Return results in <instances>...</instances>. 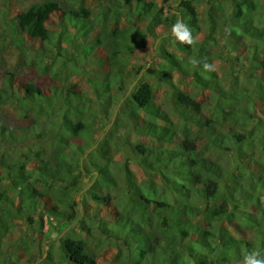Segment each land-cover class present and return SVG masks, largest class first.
<instances>
[{"label":"trees","instance_id":"1","mask_svg":"<svg viewBox=\"0 0 264 264\" xmlns=\"http://www.w3.org/2000/svg\"><path fill=\"white\" fill-rule=\"evenodd\" d=\"M177 2V13L169 8L167 16L163 6L156 7L151 0H114L113 5L121 12L144 17L148 26H152L148 28L151 33L161 22L165 25L183 22L190 32L195 31L198 17L193 0ZM209 7L213 10L207 13L210 33L217 25L223 37L242 42L235 40L244 50L234 58L251 64L254 69L248 74L264 91V0H211ZM52 15L58 16L66 27L71 25L82 38L91 34V40L83 46L85 57L101 42L93 34L92 23H88V8H67L57 0L37 2L20 11L14 29L29 38L48 41L54 33L47 26ZM136 31L112 26L111 44L102 55L107 66L102 81L97 77H89V81L100 101L115 97L111 88L121 92L115 101L118 116L114 124L120 118L126 119L127 128L151 134L153 142L123 143L118 137L114 140L109 130L100 142L92 139L89 135L92 121L81 117L89 98L81 91L66 89L63 98L56 101L52 95L42 94L34 83L15 85L11 78L0 89V103L10 100L53 117L50 129L34 130L36 137L46 138L50 144L49 148L35 150L37 177L32 171L25 174L24 161L5 157V152L0 151V264H243L244 254L251 252L264 259V233L254 239H240L229 230L235 216L249 230L264 222L263 155L255 156L244 149L254 133L244 129L229 134L218 132L211 117L199 116L202 114L199 101L172 87V101L182 108L181 114H185L183 109L197 114L190 118L186 113L184 119L193 120L192 124L205 136L206 146L218 151L233 150L232 168H222L219 161L204 155L208 147L198 148V138L191 135L188 123L182 128L163 124L169 121L168 115L155 104V87L144 78L173 85L170 71L180 72L184 63L164 48V43L172 41L180 51L192 56L194 80L200 88L209 89L216 101L238 110L230 102L246 100L247 105L239 108L240 116L246 122L254 120L263 137L264 97H259L254 105L250 89H225L212 70L204 69V64H210L209 58L197 55L205 50V44L199 45L197 41L187 44L176 40L172 33L159 36L157 54L165 66L137 65L132 75L129 65L134 48L130 42L135 41ZM213 38L209 34L208 41H214ZM235 42L231 48H236ZM223 107L218 105L217 112H225ZM255 109L262 119L254 117ZM17 138L12 127L0 121V145L15 143ZM159 140L163 142L156 144ZM171 142L178 143L177 148L168 147ZM123 145L129 155L115 160L114 153ZM131 162L141 167L145 180L152 184L144 186L137 181ZM93 171H97L93 185L86 189L79 187L80 176ZM152 174L160 182L153 181ZM256 180L260 181L259 189ZM38 181L42 185L38 186ZM159 183L165 188L160 189ZM120 185L124 186V198L130 204L112 200L111 192ZM98 188H105L106 192H97ZM72 190L82 191L83 203L71 196ZM196 201H201L202 207ZM249 203L260 208L259 214L247 209ZM198 217L203 218L204 227L193 223ZM52 220L61 226L71 225L79 233L56 229L55 234ZM16 224L21 233L11 240L7 234ZM32 245L37 247L38 255L36 251L30 252Z\"/></svg>","mask_w":264,"mask_h":264},{"label":"rangeland","instance_id":"2","mask_svg":"<svg viewBox=\"0 0 264 264\" xmlns=\"http://www.w3.org/2000/svg\"><path fill=\"white\" fill-rule=\"evenodd\" d=\"M44 0H0V89L7 86L9 78L16 83H34L40 90L42 94L52 95L56 101L63 98V94L66 89L70 91H81L89 101H85L86 112L82 114L83 119L92 121L91 127V138L98 139L100 142L101 138L105 133L110 131L111 135H114V140L117 139L120 142L132 143L145 141L146 143L153 142L151 134H141L133 129H129L125 126L127 121L118 119L116 125L114 122L117 119V105L115 104L116 97L121 96V92H116L115 88H111V95L115 96L110 101H100L95 97L93 86L89 81V77H97L102 81L106 70V62L102 58L104 52H107L110 42V33L112 26L117 25L120 29L129 28L136 29L134 34L135 41L130 43L133 45V53L130 59V72L134 74L133 68L137 65H143L145 68H162L165 66L164 60L157 54V47L160 41L159 36L165 33H172V27L174 24L165 25L164 23H159L155 28V32L151 33L148 31L152 26H148V20L144 17H139L136 14H127L126 12H121L119 9H114V0H57L60 1L63 6L72 9H78L80 7H86L90 10V16L88 18V23H92L93 34L101 39V42L95 46V49L89 56L85 57L83 55V46H85L88 41L91 40V34L82 38L79 36L78 31L72 30V26L66 27L65 24L59 20L58 16L52 15L47 26L54 31L52 33V38L50 40H40L32 39L24 34L18 33L15 29L16 15L29 7L31 4L42 2ZM154 2L156 7L163 6L164 16L169 15L168 9L172 8L174 13L176 12L175 6L178 5L177 0H151ZM166 1V2H164ZM211 0H193L192 4L197 12L198 17V28L190 32L193 41H197L205 44V50L197 53L198 56L204 55L209 58V63L213 66V73L215 78L220 81L222 86L227 90H241L250 89V96H252V101L254 105L258 103L259 97H264V91L262 90L261 84H255L254 77L250 76L248 71H252L251 64L246 60L244 62L237 61L234 55L238 52L241 53L244 49L237 45L240 42L239 39L234 37H223V33L219 31L217 25L213 27V31L210 33V27L208 22V11L210 9ZM119 12H116V11ZM220 13V11H219ZM218 16L214 18L217 20ZM77 24V23H76ZM231 34V32H229ZM209 34H212L214 41H208ZM173 37H175L172 34ZM58 38V39H56ZM178 40L177 38H175ZM58 40V41H56ZM245 44L247 45L248 42ZM179 41V40H178ZM235 42L236 48H231V45ZM242 44V42H240ZM164 48L177 55L179 58L183 59L181 66L183 67L180 72L172 70L171 79L173 85H167L158 82L155 78L145 77L147 80L155 87V104H158L162 110H164L169 118L168 122H164V125H169L173 127L182 128L184 124H189L191 129V135L198 138L197 145L199 149H203L206 146L205 136H201V131L192 121L184 119L186 113L187 117H196L193 111L184 110L185 114H181V107L174 105L172 101L171 90L172 87L183 90L185 93L191 95L195 100L199 101L201 104L202 114L200 117H211L212 120L216 122L218 132L223 134H229L231 131H242L248 130L251 134L250 144H244V149L247 153H251L255 156H260L261 154L264 160V137L262 132L258 130L254 120L246 122L239 112V108L244 107L246 104L245 99L239 98L230 102V106L234 105L236 109H230L228 103L218 102L211 94L209 89L200 88L192 76L193 65L190 63L192 56L188 53L180 51L176 44L172 41H168L163 44ZM239 47V49L237 48ZM246 48V46H244ZM235 49V51L233 50ZM201 60V57H198ZM170 69V68H169ZM129 68H127L126 73H128ZM8 72L13 73L12 76ZM125 73V75H126ZM260 75L261 73L258 72ZM55 95V96H54ZM241 95H243L241 93ZM98 100V102H97ZM121 100V99H120ZM57 106H61L57 103ZM89 104V106H88ZM66 105V104H64ZM218 105H222L225 108V112H217ZM232 110V111H230ZM254 111V117L258 118L260 115L258 110ZM51 120L53 117H49L46 114H38L35 108L25 109L21 106V103L13 102L7 100L0 103V121L6 122L13 129V133L17 135V140L12 144L0 145V151L5 152V157L13 158L17 161L22 160L26 166L27 174L32 171L33 176L37 177L36 170V158L35 150L41 148H49L50 144L46 138L40 139L35 136L34 130L39 129H50ZM143 121L142 119L140 122ZM124 122V123H123ZM264 122V121H263ZM253 123V124H252ZM180 131V130H179ZM256 131V132H255ZM182 135V134H181ZM74 140H77L74 137ZM179 141V139H178ZM163 141L159 140L156 144H160ZM168 147L177 148L178 143H168ZM125 147V148H124ZM112 148V146H111ZM110 148V149H111ZM233 150H223L218 151L213 148H206L205 156L210 157L213 160L220 162L222 168H232L233 166V155L231 154ZM240 149L238 150L239 153ZM237 153V152H236ZM129 151L126 149V145H123L118 152L114 153L115 160H123ZM76 158V155H75ZM78 158V157H77ZM131 169L134 172L137 181L144 186H149L151 182L145 180V174L141 167L135 162H131ZM97 171L84 172L80 176L81 183L79 187L88 188L93 185L95 180L94 176ZM152 180L158 181V178L152 174ZM258 179V178H256ZM257 189L259 187L260 181L256 180ZM38 186L42 185V181L36 183ZM159 188H165L163 184L159 183ZM102 190V191H101ZM125 188L123 185L117 186L115 191L111 192L112 200L114 202H125L130 204L128 198H124ZM97 192L105 193V188H98ZM11 193V192H10ZM13 194V193H11ZM71 196L74 197L79 203H83L85 197L82 196V191L75 192L72 190ZM220 201L215 202L216 205ZM196 203L202 207L203 203L201 201H196ZM209 205V203H207ZM247 209L252 213L259 214L260 208L254 204H247ZM260 221V220H259ZM54 225V231H62L63 233H70L75 231L79 233L75 227L69 225L68 227L61 226L56 220H52ZM193 223L204 227V220L202 217H198L193 220ZM260 226L257 225L254 229L249 230L240 221H238L237 216H235L234 222L229 224V230L235 237L243 239H254L257 234L264 233V222L263 220L259 222ZM47 224L43 228L45 230ZM68 230L70 232H68ZM58 231L55 234H58ZM21 233V227L18 224L7 234L9 239L14 240ZM79 235V234H78ZM47 249V245L44 246ZM37 250L36 246H31L30 252L34 253ZM39 251L35 252L38 255ZM107 263V262H106Z\"/></svg>","mask_w":264,"mask_h":264},{"label":"clouds","instance_id":"3","mask_svg":"<svg viewBox=\"0 0 264 264\" xmlns=\"http://www.w3.org/2000/svg\"><path fill=\"white\" fill-rule=\"evenodd\" d=\"M172 34L179 41L186 42L187 44H191L193 41L189 28L183 22H177L173 25ZM203 67L209 71L213 70L211 64L206 63ZM258 257L259 254L257 252L246 253L243 256V264H264V259Z\"/></svg>","mask_w":264,"mask_h":264},{"label":"water","instance_id":"4","mask_svg":"<svg viewBox=\"0 0 264 264\" xmlns=\"http://www.w3.org/2000/svg\"><path fill=\"white\" fill-rule=\"evenodd\" d=\"M135 82V81H134Z\"/></svg>","mask_w":264,"mask_h":264}]
</instances>
